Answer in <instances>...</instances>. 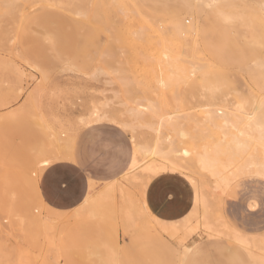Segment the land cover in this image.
<instances>
[{"label":"rangeland","instance_id":"1","mask_svg":"<svg viewBox=\"0 0 264 264\" xmlns=\"http://www.w3.org/2000/svg\"><path fill=\"white\" fill-rule=\"evenodd\" d=\"M263 4L77 3L73 11L86 17L25 5L20 24L0 4V264H13L18 250L28 251L33 264H258L232 236L264 237V179L255 167L230 170L227 187L218 189L215 179L188 163L174 169L162 160L134 184L118 179L133 145L155 138L132 113L137 104L172 116L174 128L159 135L164 150L179 148L180 141L219 143L223 130L207 119L218 105L241 106L242 118L251 114L254 65L264 62ZM176 19L193 26L196 40L166 46L165 27ZM194 40L200 55L192 61L185 57ZM164 49L181 56L187 78L162 88ZM93 107L104 121L89 120ZM61 126L71 129L68 160L38 172V162L53 151L48 136ZM178 129L188 137L181 140ZM249 142L247 152L257 157L260 146ZM190 178L200 186L198 195ZM109 185L103 205L75 207L88 191L97 199ZM120 188L141 217L124 218ZM196 196L205 199L204 208ZM31 216L42 223L32 225ZM259 242L251 249L255 257L264 256Z\"/></svg>","mask_w":264,"mask_h":264},{"label":"bare ground","instance_id":"2","mask_svg":"<svg viewBox=\"0 0 264 264\" xmlns=\"http://www.w3.org/2000/svg\"><path fill=\"white\" fill-rule=\"evenodd\" d=\"M106 1H109L111 4H118V6H119V4H121V2L123 0H0V4L3 5L4 9H6L5 14H7V16H9V18L15 20L16 22H18L20 24L21 21H23L24 17H26V15L24 16L25 11H23V8L25 5H30L32 7L31 10H33L34 7H37V8L38 7H40V8L51 7V8L60 9L63 12H67V13L73 14L75 16L86 17L85 16L86 14H82L80 12L73 11V8L75 7V5L77 3H85L88 6H90V8H92V7H95L98 5L102 6V4L105 3ZM221 1L222 0H195V3L204 5L205 7H208L210 5L217 4ZM193 5H194V3H193ZM30 6H28V7H30ZM118 6H117V8H118ZM25 7H27V6H25ZM26 10H28V9L26 8ZM263 10H264V8H263ZM26 14H27V11H26ZM7 16H6V18H7ZM4 18H5V16H4ZM184 22L181 19H176V20L171 21L169 24L166 25L165 33H166L167 37L164 39V43L166 44V46L170 45L172 43L173 39H177V41L180 42L181 40L186 39L187 37H190L194 34L195 29L193 28V26H186ZM1 23H2V20H1ZM7 23H9V21H7ZM9 24L4 23V26L7 25L9 27ZM14 25L15 24H13V27H14ZM7 26H6V28H8ZM10 28H8V29H10ZM106 29H108V28H106ZM1 30L3 31V29H1ZM4 31H6V30L4 29ZM7 32L9 34L10 31L7 30ZM7 37H8V35H7ZM193 38L195 39V37H193ZM135 39H137V38L135 37ZM195 40H194V45L191 47V49L188 52V56L185 57V58L190 59L192 61L197 60L198 56L200 55L199 51L197 50ZM4 41H6V39ZM2 47H4V46H2ZM5 49H6V47H5ZM164 51H165L164 58H165L166 63H165V65H162V67L160 65L159 71H162L161 69H163V71L161 72V74L159 72V75L160 76L162 75V76H161V79L159 76L158 81H157L159 86L162 88L168 87L172 83L180 81L182 76L184 78L183 80H186V78H187L185 76L186 70L182 66L181 56L171 55V54L167 53L165 49H164ZM11 54H10V56H11ZM0 66H3L2 63H0ZM254 67L255 68H254L252 79H253V84L255 87V89H254V92H255V97H254L255 100L254 101L255 102H254V105H252L253 107L251 106L252 107L251 114L248 113L249 115H247V116L244 115L245 117L242 118L240 114L238 115V113H240V110L242 109L241 106L238 105L235 109H233V111H231L228 107H226L224 105H222V106L218 105L217 106L218 108H215L212 113L207 115L208 116L207 119H208L209 123L206 121L207 120L206 118H205L206 120L204 119L205 121L201 120L202 123L207 122L208 124H210V126L212 125V126L216 127L219 131L223 130V132H221L222 133L221 134L222 139L220 140L219 143L214 144V145H210V144L199 145V144L194 143L193 141H188V143L185 144L184 142L180 141L179 142V148H177V147L174 148V147L170 146L166 150L162 149L161 142L159 140V135H160L161 131L164 130L166 127H170L172 130V127L174 126L173 121H172L173 120L172 116L171 115L165 116V115L161 114V112L157 111L155 106L151 103L137 104L135 106V108L133 109L132 113L136 116V118L141 119L144 122L146 127L151 132L154 133L155 138L152 141V143H150V144L149 143H140V144L137 143V144L133 145L134 146L133 147V157H132L130 167L128 168L126 173L120 177L121 179L120 180L118 179V182L121 185H123V184L131 185V184L136 183L138 180H140V176L145 175V174L155 173L156 169H157L156 162L158 160H162V161H164V163H166V162L170 163L174 169L180 168L181 167L180 164L188 163L191 166V168H196V170H198L199 173L207 174L208 176L213 178V180L215 179L216 180V182L214 181L216 184L215 188H217V189L227 187L226 185H227L228 180H227L226 174L230 170H233V172H241V170H243L247 165L250 167H255L256 175L264 178V62L258 61L254 65ZM193 68H194L193 71H191L192 73L195 70H197V68H195V67H193ZM251 98H253V96ZM236 112H237V114H236ZM241 113L243 114V112H241ZM102 115L100 114V111L97 108L93 107L92 111L89 114V120H93V122H95V123L102 122L105 120V117ZM191 121L192 120H190L189 122H191ZM175 122H176V120H175ZM193 122H194V120H193ZM192 124H194V123H192ZM195 124H197V123H195ZM175 127H176V125H175ZM204 130H205V128H204ZM174 131H176V130L174 129ZM207 133H208V131H207ZM176 134L181 140H184L188 137L184 131L179 130V129L177 130ZM48 138H49L48 139L49 140L48 145H50L53 148V151L50 152V158L49 157L44 158L38 162V164H37L38 165V167H37L38 172H40L44 168L48 167L52 162L67 159L66 154H65L66 153L65 149L71 141V129H70V127L61 126L58 131H54L51 134H49ZM251 138H253L257 142L258 146H260V151L256 155L257 157L252 156V155H250V153L247 152L248 144H250L249 141ZM195 142H197V141H195ZM162 161L160 162V164L162 163ZM248 166L246 168H248ZM167 167H168V165H167ZM167 167H166V170H167ZM167 172H168V170H167ZM190 183L194 187L195 193L198 195V193L200 192V186H198L197 183L192 178H190ZM114 185H109V187H107L106 190L104 191V194H102L97 199L93 198L91 196L90 192L88 191V195L86 196L83 203L79 206L80 207L79 211L81 212L83 210H91L92 209L91 207H97V206L103 205V202L106 201L105 200L106 197H108L109 191L112 190ZM228 185H229V183H228ZM119 190H120L121 199L124 200V203H125L123 206L124 211H121L123 213L124 218L126 220L131 221L130 219L132 217H134V218L138 217V216L141 217L143 215L142 214L143 212L141 213V212L135 210L133 205H132L131 200L128 198V196H126L124 190L122 188H120ZM195 198H196L195 201H198L200 203L199 207L202 206L204 208L205 203H206V202H204L205 199L203 200L202 196H201V198L199 196H196ZM111 199H112V197H111ZM119 199H120V197H119ZM111 205H112V203H111ZM115 208L118 209V207H115ZM107 210H108V212L110 211L109 209H107ZM143 210H144L145 214L148 213L145 207L143 208ZM111 212H112V210H111ZM199 212H200V210H199ZM117 213H118V211H117ZM152 219H155V218H152ZM30 222L32 225H35V226L40 225L42 223L40 217H32V218H30ZM208 230H210V229H208ZM114 233H115V231H114ZM232 236H233L234 240L236 241V243L241 245L247 251V253L250 256V259L251 258L254 259V261L258 262V264H264V256L255 257L251 252L252 247H255V246L258 247L257 243L259 241L257 239L253 240V239H250V237L247 238V237L242 236L240 234H233ZM258 238H260V237H258ZM261 238H260L259 243H261V245H262L264 243V237H261ZM259 251L260 250H258L257 252L259 253ZM255 252H256V250H255ZM33 261L34 260L31 258L28 251H22V250L19 251L18 250L15 253L13 264H33Z\"/></svg>","mask_w":264,"mask_h":264},{"label":"crops","instance_id":"3","mask_svg":"<svg viewBox=\"0 0 264 264\" xmlns=\"http://www.w3.org/2000/svg\"><path fill=\"white\" fill-rule=\"evenodd\" d=\"M263 8H264V4H263ZM41 9H48V10H53V11H62V10H60V9H56V8H51V7H43V8H41ZM257 63V62H256ZM255 63V64H256ZM132 157H133V150H132V153H131V156H130V160H129V162H128V164H127V166L123 169V171L121 172V176L122 175H124L125 173H126V171L128 170V168L130 167V164H131V161H132ZM63 161V160H62ZM57 162H59V161H57ZM55 163V162H54ZM53 164V163H52ZM52 164H50L49 166H51ZM48 166V167H49ZM47 168V167H46ZM263 178V177H262ZM264 179V178H263ZM88 195V192L86 193V195H85V197L83 198V200L78 204V205H76L75 207H79L82 203H83V201L85 200V198H86V196ZM241 246V245H240ZM248 256H249V254H248ZM249 258H250V256H249Z\"/></svg>","mask_w":264,"mask_h":264}]
</instances>
